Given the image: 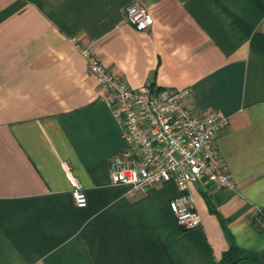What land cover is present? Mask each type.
<instances>
[{
	"label": "crops",
	"instance_id": "obj_1",
	"mask_svg": "<svg viewBox=\"0 0 264 264\" xmlns=\"http://www.w3.org/2000/svg\"><path fill=\"white\" fill-rule=\"evenodd\" d=\"M134 2L147 31L126 22ZM76 43L132 88H189L230 119L236 188L192 184L200 227L178 224L173 181L112 184L127 145ZM232 241L264 264V0H0V264H226Z\"/></svg>",
	"mask_w": 264,
	"mask_h": 264
},
{
	"label": "built area",
	"instance_id": "obj_2",
	"mask_svg": "<svg viewBox=\"0 0 264 264\" xmlns=\"http://www.w3.org/2000/svg\"><path fill=\"white\" fill-rule=\"evenodd\" d=\"M126 22L137 31L154 25L149 9L140 3L128 5ZM86 59L89 72L105 88L102 100L116 119L127 150L111 160L112 184L127 187L134 197L149 187L173 181L179 195L170 201L178 224L188 230L202 225L191 192L193 183L203 179L222 189L234 190L236 181L226 167L218 136L230 124L219 110L198 111L190 105L192 90L154 87L148 83L132 88L117 77L93 53L89 45L76 43ZM72 195L79 208L88 197L83 186L72 180ZM263 215L258 218L261 221Z\"/></svg>",
	"mask_w": 264,
	"mask_h": 264
},
{
	"label": "trees",
	"instance_id": "obj_3",
	"mask_svg": "<svg viewBox=\"0 0 264 264\" xmlns=\"http://www.w3.org/2000/svg\"><path fill=\"white\" fill-rule=\"evenodd\" d=\"M224 261L226 264H239V263H250V264H262L255 253H246L240 249L233 241L225 253Z\"/></svg>",
	"mask_w": 264,
	"mask_h": 264
}]
</instances>
